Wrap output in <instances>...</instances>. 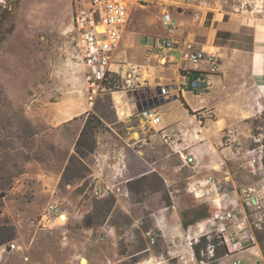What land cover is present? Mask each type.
I'll return each instance as SVG.
<instances>
[{"label":"rangeland","instance_id":"1","mask_svg":"<svg viewBox=\"0 0 264 264\" xmlns=\"http://www.w3.org/2000/svg\"><path fill=\"white\" fill-rule=\"evenodd\" d=\"M239 3V0H230L225 7L231 9ZM0 5L8 7V17L0 26V237L4 239L0 245V264H23L25 257L29 264H80L82 258L86 264H136L143 262L147 252L129 255L147 247L150 252L163 254L165 264L176 263L178 257L167 255L168 249L163 246L150 213L166 199L167 188L178 187L189 193L187 183L193 180L188 177L193 172L191 165L181 167L171 149L153 137L159 126H149L140 115L142 108L150 106L149 99L157 97L156 93L148 85L130 92L131 99L139 107L126 121L117 119L112 98L107 102L106 97L110 94L105 92L97 94L90 109L73 116L86 102V94L85 69L76 57L75 37L71 30V0H0ZM160 10L161 6L154 0L144 6L136 4L129 12L127 31L131 32L128 36L145 44L151 57L153 34L161 35L166 31L159 21ZM246 13L264 17V13ZM170 14L175 16L177 12L171 10ZM11 23V32L2 40L4 29ZM137 53L140 59L143 58L142 46L137 48ZM129 59L125 57L122 63L127 66L132 62ZM165 74L173 76V69ZM159 106L168 123L182 118L185 111L179 101L168 100ZM213 110L216 117L217 111ZM88 114L103 117V129L95 137L96 146L102 142L100 144L108 151L106 163L113 161L114 154L120 151L126 165L122 177L113 179L106 164L102 177L105 181L138 179L141 173L153 178L119 184L127 186L128 197L109 193L114 198L113 207L92 229L81 226L83 216L94 211L95 201L108 199L106 195L96 197L93 193V157L89 154L84 158L91 171L84 178L73 177L69 170L66 176L70 179L60 181L73 152L75 138ZM195 118L199 121L198 115ZM241 124L240 135L243 130H249V146L256 137L251 130L255 123L245 119ZM228 128L233 129L224 127L213 139L217 141L219 137L222 147L229 142ZM133 130L140 134V140L131 143ZM185 147L187 152L192 146L186 144ZM257 177L254 176L253 182ZM241 183L236 185L240 195L238 207L244 213L242 205L247 206L250 228L264 230V207H251L245 203L240 194V188L244 186ZM67 184L71 186L67 188ZM230 189L231 186L224 184L226 195ZM53 198L63 201L66 219L63 224L43 227L39 223L41 211ZM121 205L127 212L119 207ZM260 216L262 220L257 221ZM134 222L137 227L132 225ZM109 226L115 230L112 236L106 234L105 229ZM9 228H13L12 232ZM148 229L156 235L152 246H148L144 235ZM11 242L16 243L13 250H10ZM200 257L202 263L193 255L190 264H205L211 255L203 249Z\"/></svg>","mask_w":264,"mask_h":264},{"label":"crops","instance_id":"2","mask_svg":"<svg viewBox=\"0 0 264 264\" xmlns=\"http://www.w3.org/2000/svg\"><path fill=\"white\" fill-rule=\"evenodd\" d=\"M162 10L161 7L160 17ZM176 12L175 16L171 15V31L166 30L161 35L194 41L205 51L214 52L220 57L219 71L206 73L208 83L206 90L196 93L189 91L185 85L186 74L189 73L188 76L190 77L193 74L192 72L206 68V64L188 65L181 59L179 49L170 50L167 62L158 64L154 53L153 57L148 54L149 49L145 44L142 45L138 39L131 40L128 36V32H131L127 31L128 21L125 24L122 38L114 50L113 62H123L125 57L131 58L128 61L139 65L142 77L146 81L145 85H148L149 89L153 90L156 95L158 92L157 87L160 84H168L171 89L177 92V98H173L169 102H180V99H183L192 111L203 108H211L217 111L215 119L197 121L195 116L190 115L184 108L182 118L173 123H168L162 117L163 114L160 109H158L160 106L153 108L161 116V122L158 124L159 128L153 134V137H156L158 141H162L159 130L169 125H175L180 134L171 142L164 143L171 149V153L179 159L181 167L183 164L179 150L181 153L193 154L191 163L193 173L188 178L195 180L213 175L223 184L231 186L226 197L221 195L215 197L216 195H213L209 198H196L192 194L182 192L178 187L167 188L166 199H163L162 203L150 213L154 227L159 230L163 246L168 249L167 255L170 258L178 257L177 262L174 264H190L189 261L192 259L193 251L188 242L191 237L202 235L208 237L211 233L216 234L215 224L207 222L206 218L213 215L217 206L233 211L235 219L232 222L234 224L242 222L246 225L243 210L238 207L240 195L237 193V183L242 181L241 186L251 185L256 187H260L264 183L263 174L258 175L256 181L253 182L254 176L247 174L242 168L244 155L235 153L236 149L245 152L251 148L248 146L249 130H243L242 135H240L243 127L241 122L259 114L264 109V17L240 10L235 11L224 6L203 11L199 20L194 22L191 19L192 15L189 10L182 9ZM154 36L160 35L153 34ZM141 46L143 47L144 56L140 59L137 48ZM151 59L154 62H151ZM171 68L173 69V76L166 75L165 72ZM84 83L87 96L85 74ZM134 90L137 89L120 87L119 90L110 93L116 117L119 121H126L135 109L138 110L136 101L132 100L130 95V92H134ZM85 100L86 102L82 104L81 110L73 116L90 109L87 97ZM117 100H120V102L117 103ZM164 102H168V100H164ZM209 120L212 122L207 123ZM129 127L133 128L130 125ZM224 127H233V134L229 142L222 147L218 142L219 137L217 141L213 139L217 138ZM135 133H137V130L132 131L131 136L133 139L131 143L140 140V134L135 135ZM98 143L99 145L96 146L94 152L90 154L94 159L92 179L99 183L102 188L109 187L110 193L113 195L122 196L116 191L115 187L112 188V184L117 186L123 183L131 184V180L135 178L120 179L116 182L105 181L102 178L105 165L107 164L110 167L109 170L113 178V165L116 164L122 153L120 151L116 152L113 156L114 160L106 163L109 159L108 151L104 150V144H100L102 142ZM186 144L192 146L187 152L184 151L187 148L185 147ZM123 163L124 170L126 165L125 162ZM97 164L101 166L100 172L97 169ZM145 174L141 173L138 176L141 177ZM59 175L60 173L58 177ZM164 181L168 187L167 180L164 179ZM119 187H121L120 190H123L127 186ZM126 189L128 190V188ZM53 192L54 190L51 191V193ZM101 197H105V195ZM119 207L127 212L124 205ZM65 219L66 215L65 217L56 218L53 226L63 224ZM132 225L137 227L136 222ZM105 230L109 236H112L115 232L111 226ZM241 239L243 240V236ZM145 252L147 253L143 262L138 261L136 264H155L158 262L165 264L166 257H163V254L150 252L148 247L129 256H137ZM234 259H240V264H264L258 245L230 252L221 257L218 264H231Z\"/></svg>","mask_w":264,"mask_h":264},{"label":"built area","instance_id":"3","mask_svg":"<svg viewBox=\"0 0 264 264\" xmlns=\"http://www.w3.org/2000/svg\"><path fill=\"white\" fill-rule=\"evenodd\" d=\"M154 0H71V30L75 37V47L77 50L76 57L82 63L85 69V80L87 84V101L90 108L98 93L105 91L104 81L112 80L119 77V88L139 89L142 88L146 81L142 77L139 65L133 62L126 63L113 62V53L119 44L125 24L129 18L130 9L134 5L144 6L148 2ZM162 7L160 22L165 30L171 31L170 11L175 9L180 11L186 9L190 11L192 21L199 20L200 15L205 10L218 9L226 6L230 0H156ZM234 1V0H231ZM240 3L231 9L235 11H244L250 13H264V0H239ZM154 55L158 64H164L168 60L169 51L179 49L181 59L188 65L199 66L206 64V68L198 70L195 73L186 74L185 85L189 91L199 93L208 88L206 81V73H216L219 71L220 57L214 52H207L198 46L194 41L186 39H176L166 35L154 36L153 45ZM157 96L163 100H171L177 97V92L169 87L168 84H160ZM198 120L211 119L215 117V111L211 108H203L198 110ZM140 115L143 120L151 126L155 127L161 122L160 114L153 108H142ZM163 142H171L180 131L176 127H165L159 130ZM233 134L231 128L227 129V140ZM260 138L255 137L254 141L259 142ZM237 154H243L245 159L242 163L243 170L249 175L258 176L263 174L264 165L262 162L263 145L258 143L253 147L241 152L235 150ZM179 155L183 165H191L193 154L181 153ZM100 172L101 166L97 164ZM124 163L123 158L119 156L116 164L113 165V178L122 176ZM71 185L67 184V188ZM116 189L123 197H128L129 192L125 188L112 184V188ZM109 187L102 188L95 182L93 193L96 197L104 196L110 193ZM187 191L196 198H209L213 195L225 196L224 184L213 175L198 178L187 183ZM240 194L245 198V203L251 207H264V183L257 189L251 185H244L240 188ZM254 198V201L252 200ZM66 215V209L63 201L53 198L46 203L41 211L39 223L45 227H52L56 218ZM235 219L231 209H222L217 206L213 215L206 218L207 222L215 224L216 234L220 238V242L230 252L240 250L246 247L257 246L255 236L251 231L247 218L246 225L242 222L234 224ZM262 217H258L257 221H261ZM255 221V224H259ZM147 238L148 246H152L156 242V235L152 229L144 232ZM243 236V240L241 239ZM199 237H191L188 244L192 249V244L197 243ZM10 250L16 248V243H9ZM212 247L208 246L207 251L212 255ZM240 259H234L231 264H240ZM23 264H29L25 257Z\"/></svg>","mask_w":264,"mask_h":264},{"label":"trees","instance_id":"4","mask_svg":"<svg viewBox=\"0 0 264 264\" xmlns=\"http://www.w3.org/2000/svg\"><path fill=\"white\" fill-rule=\"evenodd\" d=\"M8 17V7L4 5H0V26L4 23V21ZM12 23L8 25L4 30L3 38L5 35L10 33L12 30ZM195 73V72H192ZM119 77H116L109 81H104L103 85L105 86V93L110 94L113 91L119 90ZM102 92V93H104ZM177 98V97H176ZM107 102H111V97L108 95L106 97ZM180 102L182 106L188 111L190 115H198L200 111H192L188 105L184 102L183 99H180ZM149 108H156L160 104L164 103V100L160 98V96H153L149 99ZM247 122L252 121L255 124L252 127V132L256 134V137H259V142H255L253 138V144H250V147H253L254 145L260 143L263 145V155H262V162L264 165V109L255 117H250L246 119ZM104 126L103 117L100 115H90L88 114L87 118L84 120V123L78 133V136L76 137V140L74 142L73 146V152L68 158L67 164L65 165L64 171L62 173L61 182L65 180H69L70 178L67 177V172L71 170L73 172V177L77 178H84L87 173H90V168L87 166V164L84 162V158L88 156L89 154H92L96 148V137L95 135L102 131ZM263 178H264V170H263ZM150 181L153 180V178H148V176H141L138 179L131 180L132 183H137L140 181ZM68 182V181H67ZM110 194H106L108 196V199L105 198L104 200H97L95 201V207L94 211H90L89 213L85 214L81 221V226L83 228L92 229L97 224L99 225L101 218L106 215L107 212L110 211V209L113 207L114 204V198L112 196H109ZM167 203V202H166ZM244 209L245 217L248 219V208L246 205H242ZM264 226V222H263ZM13 228H9V231L12 232ZM251 231L253 232L256 243L258 246L261 247V255L264 258V230L259 228H251ZM4 243V239L0 237V245ZM208 246L212 247V255L209 260L205 262V264H217L218 260L227 255L228 251L224 244L220 242V238L217 234L211 233L208 237L207 235H202L199 237L197 243L192 244V251L193 255L198 261H203V259L200 257V253L203 252V249H207ZM264 261V259H263ZM202 263V262H201Z\"/></svg>","mask_w":264,"mask_h":264},{"label":"bare ground","instance_id":"5","mask_svg":"<svg viewBox=\"0 0 264 264\" xmlns=\"http://www.w3.org/2000/svg\"><path fill=\"white\" fill-rule=\"evenodd\" d=\"M80 264H86V260L82 258Z\"/></svg>","mask_w":264,"mask_h":264},{"label":"water","instance_id":"6","mask_svg":"<svg viewBox=\"0 0 264 264\" xmlns=\"http://www.w3.org/2000/svg\"><path fill=\"white\" fill-rule=\"evenodd\" d=\"M137 107H139V105H137ZM252 200L254 201V198Z\"/></svg>","mask_w":264,"mask_h":264}]
</instances>
